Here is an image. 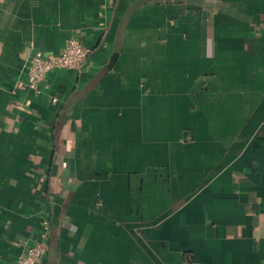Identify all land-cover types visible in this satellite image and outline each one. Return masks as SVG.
<instances>
[{
  "label": "crops",
  "instance_id": "crops-1",
  "mask_svg": "<svg viewBox=\"0 0 264 264\" xmlns=\"http://www.w3.org/2000/svg\"><path fill=\"white\" fill-rule=\"evenodd\" d=\"M45 221L40 264H264V0H0V264Z\"/></svg>",
  "mask_w": 264,
  "mask_h": 264
},
{
  "label": "built area",
  "instance_id": "built-area-1",
  "mask_svg": "<svg viewBox=\"0 0 264 264\" xmlns=\"http://www.w3.org/2000/svg\"><path fill=\"white\" fill-rule=\"evenodd\" d=\"M88 54L89 50L77 38L69 37L57 54L48 56L31 55L28 60L26 76L24 79H19L15 87L37 91L49 72L61 69L79 70L85 64ZM47 249L48 222L45 221L41 225V232L38 238L12 264H40L46 256Z\"/></svg>",
  "mask_w": 264,
  "mask_h": 264
}]
</instances>
